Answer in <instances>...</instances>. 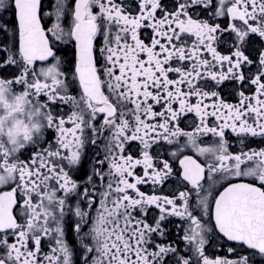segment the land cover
Masks as SVG:
<instances>
[{"label": "snow or ice", "instance_id": "6c2138e0", "mask_svg": "<svg viewBox=\"0 0 264 264\" xmlns=\"http://www.w3.org/2000/svg\"><path fill=\"white\" fill-rule=\"evenodd\" d=\"M0 264H264V0H0Z\"/></svg>", "mask_w": 264, "mask_h": 264}]
</instances>
